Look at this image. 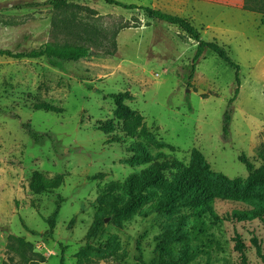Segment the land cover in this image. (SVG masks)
Returning <instances> with one entry per match:
<instances>
[{"label":"rangeland","instance_id":"obj_1","mask_svg":"<svg viewBox=\"0 0 264 264\" xmlns=\"http://www.w3.org/2000/svg\"><path fill=\"white\" fill-rule=\"evenodd\" d=\"M50 1L0 0V50L29 52L55 39L62 42L64 36L53 32L52 22L94 28L109 40L114 37L116 50L112 56L91 50L86 58L63 63L61 68L44 58L0 56V264H20L5 254L9 235L28 242L43 258L42 264H76L95 213L97 188L123 181L133 172L125 164L126 144L110 142V136L98 130L99 122L113 119L115 106L109 94L128 92L132 99L125 103L158 139L173 147V152H163L185 164L197 149L214 172L246 178L248 172L239 158L254 168L264 158L262 24L258 37L250 32L230 44L229 37L221 42L239 67L238 94L228 107L235 95V70L205 51L188 81L197 41L181 27L97 0H71L78 8L64 10L53 9ZM116 1L188 18L172 10L168 0ZM34 3L41 6H31ZM223 9H209L207 18ZM41 103L61 111L35 110L34 105ZM227 109L231 121L224 140L222 119ZM22 123L39 134H52L54 141L45 136L35 143ZM114 125L113 134L119 133L120 126L116 121ZM34 171L46 178L61 176V185L51 193L32 194L28 184ZM58 196L60 211L54 232L47 237L45 219ZM212 206L216 219L205 216L193 222V259L187 264H264V219L241 223L225 219L234 210L264 208V203L218 200ZM164 222L155 214L136 215L116 228L105 219L97 240L116 235L126 256L98 264H149L155 258L154 237ZM236 237L244 250L235 248Z\"/></svg>","mask_w":264,"mask_h":264},{"label":"trees","instance_id":"obj_2","mask_svg":"<svg viewBox=\"0 0 264 264\" xmlns=\"http://www.w3.org/2000/svg\"><path fill=\"white\" fill-rule=\"evenodd\" d=\"M97 1L124 10H140L154 20L181 27L197 41L188 70V81L193 79L196 64L204 52L211 51L235 70V95L229 101L228 107L234 102L240 81L238 65L230 59L223 46L215 41H200L197 30L188 19L148 7L126 5L116 0ZM48 5L55 10L78 8L71 3V0H51ZM31 6L41 5L34 3ZM243 9L261 15L260 24H264V0H244ZM52 28L53 32L63 34L62 42L55 39L29 52L1 49L0 56L14 60L44 58L53 67L61 68L63 63L86 58L91 50L101 51L109 56H112L116 50L114 37L109 40L94 28L73 27L56 22H52ZM107 97L115 106L113 119L99 122L98 130L109 135L110 142L126 144L125 164L131 167L133 172L123 181H111L97 188L95 213L85 236V244L76 254V264H98L125 258L126 253L121 251L116 235L108 236L105 241L97 240L105 219H108L116 228H121L124 222L136 215L147 217L150 214L164 218L165 222L161 225L158 235L154 237L155 258L149 264H187L193 259L190 250L194 231L193 222L205 216L216 219L212 206L215 201L242 203L256 200L264 203V158L263 163L257 168H254L244 157L239 158L248 172L246 178H229L222 173L214 172L197 149L191 151L189 162L185 164L173 155L163 152L164 149L170 152L174 150L173 147L158 139L146 126L143 117L125 103L132 99L128 92L109 94ZM34 109L47 112L61 111L45 103L35 104ZM114 121L120 126V131L116 134H113ZM230 121L231 109H227L222 119L221 134L224 140L229 134ZM21 126L35 143L43 140L45 136L54 141L50 133L39 134L25 123ZM139 167L141 168L138 169ZM61 182V176L46 178L34 171L28 188L32 194L40 195L54 192ZM61 201L62 198L58 196L55 209L45 219L48 226L47 237H51L54 232ZM225 219L237 223L262 220L264 208L234 210L227 214ZM21 225L26 231L29 230L22 221ZM30 232L34 234L33 231ZM235 248L239 251L245 248L239 237L235 239ZM5 254L10 261L16 258L20 264L44 262L39 254L34 253L28 242L14 235L7 237ZM139 261L142 262L141 259ZM60 262H63L62 256Z\"/></svg>","mask_w":264,"mask_h":264},{"label":"crops","instance_id":"obj_3","mask_svg":"<svg viewBox=\"0 0 264 264\" xmlns=\"http://www.w3.org/2000/svg\"><path fill=\"white\" fill-rule=\"evenodd\" d=\"M172 10L178 14H185L191 24H198L199 40L203 42L215 41L223 45L227 37L232 39L240 35L248 37L255 33L258 37L261 16L243 9L244 0H168ZM215 7H223V11L212 19L207 18V11ZM175 12H173L175 14ZM194 26V25H193ZM264 27V24L262 25ZM227 34H232L228 36ZM197 43V42H196ZM224 47V45H223Z\"/></svg>","mask_w":264,"mask_h":264},{"label":"water","instance_id":"obj_4","mask_svg":"<svg viewBox=\"0 0 264 264\" xmlns=\"http://www.w3.org/2000/svg\"><path fill=\"white\" fill-rule=\"evenodd\" d=\"M107 220V219H106Z\"/></svg>","mask_w":264,"mask_h":264}]
</instances>
